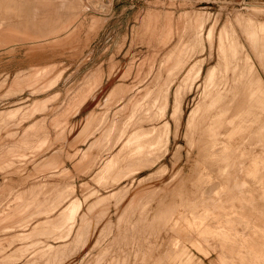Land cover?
Returning a JSON list of instances; mask_svg holds the SVG:
<instances>
[{
  "label": "rangeland",
  "instance_id": "obj_1",
  "mask_svg": "<svg viewBox=\"0 0 264 264\" xmlns=\"http://www.w3.org/2000/svg\"><path fill=\"white\" fill-rule=\"evenodd\" d=\"M57 1L0 0V264H264V0Z\"/></svg>",
  "mask_w": 264,
  "mask_h": 264
},
{
  "label": "bare ground",
  "instance_id": "obj_2",
  "mask_svg": "<svg viewBox=\"0 0 264 264\" xmlns=\"http://www.w3.org/2000/svg\"><path fill=\"white\" fill-rule=\"evenodd\" d=\"M29 1V0H28ZM31 1H35L37 4H39V3H41L44 7H52V6H54V5H56L57 3L55 2V1H57V0H31ZM58 1H60V0H58ZM57 1V2H58ZM66 1V0H65ZM69 1V0H68ZM81 1V0H80ZM84 1V0H83ZM87 3H90V5H92V6H100V7H102V2H101V0H85ZM63 2V1H62ZM82 2V1H81ZM34 3V2H33ZM59 3V2H58ZM61 3V2H60ZM65 3V2H64ZM67 3V2H66ZM65 3V4H66ZM61 4H63V3H61ZM70 4H71V2H70ZM83 4V3H82ZM85 4V3H84ZM38 6H40L41 7V5H38ZM42 6V7H43ZM59 6V5H58ZM64 6V5H63ZM78 6V5H77ZM249 7H254V8H256L257 9V7H259V9H260V7L261 6H249ZM89 8H90V6H89ZM264 8V7H263ZM70 9V8H69ZM73 9V8H72ZM51 10H53V9H51ZM251 10V9H250ZM253 10V9H252ZM4 11V10H3ZM52 31L50 30V31H48L46 34H48V33H51ZM43 35V36H47V35ZM40 37V38H44V37ZM49 36V35H48ZM39 38V39H40ZM9 39V38H8ZM12 39V38H11ZM19 42V41H18ZM24 42V41H23ZM46 42V41H45ZM1 46V45H0ZM15 46V45H14ZM0 48H3V47H0ZM6 48H10V46L9 47H6ZM4 50H5V48H4ZM40 70V69H39ZM36 72H38V70L36 71ZM102 83V82H101ZM216 85V84H215ZM97 87V86H96ZM100 87H101V85L98 87V90L100 89ZM243 88V87H242ZM97 89V88H96ZM94 90L92 93H90L91 95H89L88 97H86L85 98V100H84V102H83V106L81 107V109H83L84 107H85V105L88 103V101L90 100V99H92V98H94V95H95V93L98 91V90ZM239 98V97H238ZM238 101V100H237ZM236 103V102H235ZM240 103V102H239ZM242 105V104H241ZM34 106V105H33ZM240 107V106H239ZM235 108V107H234ZM233 109V108H232ZM236 109V108H235ZM234 109V110H235ZM237 109H240L241 110V108H237ZM242 109H243V107H242ZM240 110H239V113H240ZM245 111V110H244ZM237 113V112H236ZM234 114V113H233ZM233 114H231V116L233 115ZM234 115H237V114H234ZM138 121V120H137ZM137 124H139V122L137 123ZM136 124V125H137ZM140 126V125H139ZM223 127V126H222ZM150 131V130H149ZM135 133V132H134ZM133 133V134H134ZM144 134V133H143ZM148 134V133H147ZM132 136V135H131ZM135 136H138V135H136V133H135ZM130 137V136H129ZM139 137V136H138ZM141 137V136H140ZM132 138V137H131ZM130 139V138H129ZM139 139V138H138ZM137 139V140H138ZM129 142V141H128ZM139 143V142H138ZM136 145V144H135ZM137 146V145H136ZM126 148V147H125ZM130 148V147H129ZM130 150V149H129ZM131 151V150H130ZM133 152V151H132ZM126 156H128V155H126ZM125 156V157H126ZM132 156V155H131ZM127 160V159H126ZM135 161V160H134ZM122 162V161H121ZM125 164V163H124ZM133 167V166H132ZM117 168V167H116ZM124 172V171H123ZM132 173V172H131ZM121 174V173H120ZM118 180V179H117ZM251 205V204H250ZM254 205V204H253ZM249 206V205H248ZM51 213V212H50ZM254 221V220H253ZM263 221V220H262ZM254 225V224H253ZM61 228V227H60Z\"/></svg>",
  "mask_w": 264,
  "mask_h": 264
}]
</instances>
